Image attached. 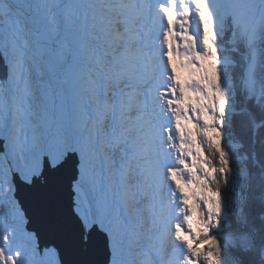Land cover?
Here are the masks:
<instances>
[{"label":"snow or ice","instance_id":"1","mask_svg":"<svg viewBox=\"0 0 264 264\" xmlns=\"http://www.w3.org/2000/svg\"><path fill=\"white\" fill-rule=\"evenodd\" d=\"M0 264H264V0H0Z\"/></svg>","mask_w":264,"mask_h":264},{"label":"bare ground","instance_id":"2","mask_svg":"<svg viewBox=\"0 0 264 264\" xmlns=\"http://www.w3.org/2000/svg\"><path fill=\"white\" fill-rule=\"evenodd\" d=\"M177 71L180 72V74H181L182 77H186L187 76L186 71H184L183 69H181L179 66L177 67Z\"/></svg>","mask_w":264,"mask_h":264}]
</instances>
